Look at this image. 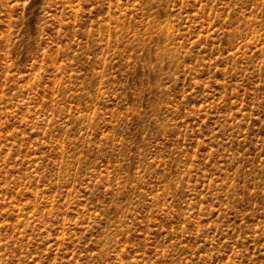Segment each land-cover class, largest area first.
<instances>
[{
    "label": "rangeland",
    "instance_id": "rangeland-1",
    "mask_svg": "<svg viewBox=\"0 0 264 264\" xmlns=\"http://www.w3.org/2000/svg\"><path fill=\"white\" fill-rule=\"evenodd\" d=\"M0 264H264V0H0Z\"/></svg>",
    "mask_w": 264,
    "mask_h": 264
}]
</instances>
